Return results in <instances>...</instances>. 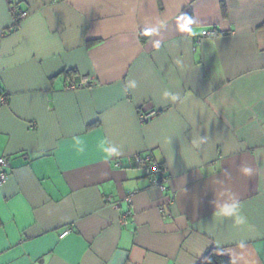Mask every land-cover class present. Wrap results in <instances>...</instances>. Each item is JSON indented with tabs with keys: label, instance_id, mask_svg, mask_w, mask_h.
I'll return each instance as SVG.
<instances>
[{
	"label": "crops",
	"instance_id": "crops-1",
	"mask_svg": "<svg viewBox=\"0 0 264 264\" xmlns=\"http://www.w3.org/2000/svg\"><path fill=\"white\" fill-rule=\"evenodd\" d=\"M0 89V264H264V0H0Z\"/></svg>",
	"mask_w": 264,
	"mask_h": 264
},
{
	"label": "built area",
	"instance_id": "built-area-1",
	"mask_svg": "<svg viewBox=\"0 0 264 264\" xmlns=\"http://www.w3.org/2000/svg\"><path fill=\"white\" fill-rule=\"evenodd\" d=\"M25 16V12H15L14 13V21L17 23ZM210 31L208 29H203L201 31V35L205 36L209 34ZM93 84V79H90L89 77H70L67 80V87L70 88H76V87H83V86H91ZM7 95L5 92L0 89V107L6 104L7 102ZM156 114V111H145L138 114V119L141 123L147 122L150 120L154 115ZM134 161L135 164H138L141 166L142 171L145 175L149 176L151 179V183L161 190L166 189L168 183H169V176L167 174V169L165 166L159 165L156 162L152 160L151 154L149 152H146L144 154H137L134 156L129 157V162ZM114 165L116 167H121V163L117 160L114 162ZM0 184L3 183L6 178L8 177V169L10 167L9 162L6 157L0 156ZM129 199V198H128ZM114 208H117L119 203L112 202L111 203ZM69 232V229H64V231L60 234V236H64Z\"/></svg>",
	"mask_w": 264,
	"mask_h": 264
},
{
	"label": "clouds",
	"instance_id": "clouds-1",
	"mask_svg": "<svg viewBox=\"0 0 264 264\" xmlns=\"http://www.w3.org/2000/svg\"><path fill=\"white\" fill-rule=\"evenodd\" d=\"M151 32H155L156 29H151ZM158 46V45H157ZM131 87H135V83L133 82L131 85ZM165 95H169L168 93H165ZM109 152H113L115 151V149L112 148H108L106 149ZM241 173L244 175H249L251 173V169L250 168H243L241 169ZM240 212V206L238 203H230V204H224L223 206H221L217 212L218 215L224 216V217H235L236 218V224L240 225L244 223V218L243 216L239 215Z\"/></svg>",
	"mask_w": 264,
	"mask_h": 264
},
{
	"label": "trees",
	"instance_id": "trees-1",
	"mask_svg": "<svg viewBox=\"0 0 264 264\" xmlns=\"http://www.w3.org/2000/svg\"><path fill=\"white\" fill-rule=\"evenodd\" d=\"M196 264H231V260L217 248H209Z\"/></svg>",
	"mask_w": 264,
	"mask_h": 264
}]
</instances>
